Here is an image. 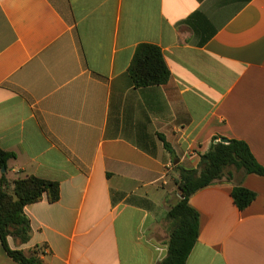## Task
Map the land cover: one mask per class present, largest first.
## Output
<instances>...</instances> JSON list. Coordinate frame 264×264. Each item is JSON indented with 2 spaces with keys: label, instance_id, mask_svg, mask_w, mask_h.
Segmentation results:
<instances>
[{
  "label": "crops",
  "instance_id": "obj_1",
  "mask_svg": "<svg viewBox=\"0 0 264 264\" xmlns=\"http://www.w3.org/2000/svg\"><path fill=\"white\" fill-rule=\"evenodd\" d=\"M142 44L162 49L165 85L134 86ZM223 138L264 166V0H0L7 178L61 188L25 208L31 239L9 238L13 249L41 248L46 264L159 263L179 168L198 169ZM212 184L190 199L200 233L187 264H264V176ZM238 185L257 195L245 210ZM0 264H19L1 241Z\"/></svg>",
  "mask_w": 264,
  "mask_h": 264
},
{
  "label": "trees",
  "instance_id": "obj_2",
  "mask_svg": "<svg viewBox=\"0 0 264 264\" xmlns=\"http://www.w3.org/2000/svg\"><path fill=\"white\" fill-rule=\"evenodd\" d=\"M129 73L136 88L165 85L171 77L162 49L154 44L138 46ZM161 138L170 150L165 138ZM13 158V152L0 148V241L8 256L15 262L46 264L42 259L43 249H13L9 238L20 244L30 241L31 220L26 215L25 208L42 201L45 195L49 202H57L61 194L60 184L33 175L10 182L7 171L8 163ZM179 172L177 185L181 199L171 207L166 216L165 221L169 226L166 244L168 253L157 264H187L200 233L199 212L190 205L194 194L216 181L225 178L233 180L236 172L264 176V166L256 160L247 143L230 140L228 144L215 143L210 151L202 156L198 169L179 168ZM231 195L239 210H245L257 198L256 193L240 185L233 188ZM126 202L148 210L154 208V204L143 197L131 196Z\"/></svg>",
  "mask_w": 264,
  "mask_h": 264
},
{
  "label": "water",
  "instance_id": "obj_3",
  "mask_svg": "<svg viewBox=\"0 0 264 264\" xmlns=\"http://www.w3.org/2000/svg\"><path fill=\"white\" fill-rule=\"evenodd\" d=\"M216 143H224V144H228L229 143V140L228 139H225V138H223V139H220V140H217V142ZM3 171H5V170H3ZM213 185V184H212Z\"/></svg>",
  "mask_w": 264,
  "mask_h": 264
},
{
  "label": "built area",
  "instance_id": "obj_4",
  "mask_svg": "<svg viewBox=\"0 0 264 264\" xmlns=\"http://www.w3.org/2000/svg\"><path fill=\"white\" fill-rule=\"evenodd\" d=\"M169 166L172 167L173 166V163H170Z\"/></svg>",
  "mask_w": 264,
  "mask_h": 264
}]
</instances>
